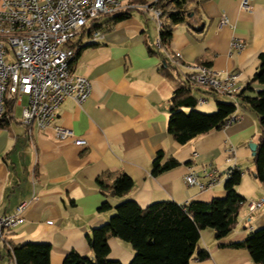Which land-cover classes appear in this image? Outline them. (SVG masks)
Masks as SVG:
<instances>
[{"label": "crops", "instance_id": "1", "mask_svg": "<svg viewBox=\"0 0 264 264\" xmlns=\"http://www.w3.org/2000/svg\"><path fill=\"white\" fill-rule=\"evenodd\" d=\"M241 1L193 0L187 5L188 15L172 26L165 44L181 63L179 69L155 46L159 31L143 11H132L108 26L102 24V35L89 42V33L73 41L76 49L82 42L86 46H80L84 47L72 71L89 79L91 90L81 103L65 98L54 124L72 129L86 144L57 139L52 126L29 131L20 121L23 105H16L11 119L0 125V213L11 214L20 202L27 201L22 223L0 239V264H15L5 257L7 248L27 242L50 244L51 264H61L70 251L93 256L86 233L105 222L114 206L128 198L146 207L168 200L208 202L225 195L229 168L236 165L243 170L253 156L249 144H257L258 116L238 94L230 98L188 84L195 106L180 109L212 112L216 101H234L235 120L181 144L168 131L176 82L166 73L172 67L183 79L187 65L202 61L223 72H238V84L244 88L264 51V0H248L244 8ZM223 16L228 22L220 24ZM234 38L244 43L242 49L232 47ZM252 87L254 91L264 89L257 83ZM229 149L235 159L226 162ZM159 151L163 153L160 164L168 158L177 164L153 174ZM190 170L200 182H206L214 170L219 181L205 188L188 185L184 176ZM120 172L133 179V187L123 196L106 195L97 179L110 183ZM251 172H243L236 186L245 197L236 226L220 239L211 228L201 229L199 247L209 255L204 260L191 259L189 264H259L247 249L220 245L244 239L264 225V205L254 212L248 210L249 200L264 197V184ZM105 200L111 209L99 211ZM107 242L109 259L122 264L131 259L129 243L114 236Z\"/></svg>", "mask_w": 264, "mask_h": 264}, {"label": "trees", "instance_id": "2", "mask_svg": "<svg viewBox=\"0 0 264 264\" xmlns=\"http://www.w3.org/2000/svg\"><path fill=\"white\" fill-rule=\"evenodd\" d=\"M192 1H156V5L163 8L164 14L169 18V22L164 23L159 32L162 42L167 44L172 26L185 20L188 15L187 5ZM129 15L130 12L120 13L103 20L94 28L102 29V24L108 26L111 22L115 23ZM84 46L76 49L74 61ZM173 69L171 67L166 73L176 82L168 119V131L173 137L184 144L200 134L225 126L236 110V102L218 100L216 109L212 112H202L195 108L188 111L180 109L182 105L194 107L195 99L188 95V83L180 79ZM254 83L264 85V51L259 54V62L253 75L238 93L240 101L248 105L258 116L257 147L252 156L254 164L252 173L264 184V89L254 91L252 87ZM246 91L253 94H244ZM12 110V101L6 102L5 111L0 118L1 126L11 119ZM162 156V151H159L154 158L153 174L177 164L174 158H168L160 164ZM242 173L243 170L238 167L231 169L224 180L225 195L208 202L190 201L178 204L168 200L141 207L131 198L120 201L105 222L86 233L93 256L70 251L61 264H122L107 257L109 253L107 240L110 236L130 244L133 255L126 264H189L191 259H206L208 251L199 247L200 230L211 228L215 238L220 239L236 226L239 210L245 202V197L236 189ZM97 183L108 196H123L133 187V179L124 172L116 174L110 183L103 179H97ZM111 207L105 200L98 210L107 211ZM220 245L247 249L256 263L264 264V225L252 230L244 239ZM49 253L50 244L27 242L7 248L5 257L13 259L15 264H51Z\"/></svg>", "mask_w": 264, "mask_h": 264}, {"label": "built area", "instance_id": "3", "mask_svg": "<svg viewBox=\"0 0 264 264\" xmlns=\"http://www.w3.org/2000/svg\"><path fill=\"white\" fill-rule=\"evenodd\" d=\"M157 0H0V118L6 102L12 101L13 109L23 97L27 102L21 107L20 121L30 131L32 127L44 129L52 126L57 139H71L83 146L84 138L76 136L72 129L54 124L61 102L73 98L81 103L89 94L91 84L85 76L72 71L76 48L73 41L82 33H89L91 41L102 35L95 25L120 13L143 11L151 18L160 32L169 18ZM248 0L241 1L247 7ZM228 19L223 16L220 24ZM80 44V43H79ZM160 36L155 46L161 47L172 65L179 69L181 63L174 58ZM85 45L82 42L79 46ZM232 47L242 49L244 43L237 38ZM165 48V49H163ZM183 79L219 95L235 98L241 90L238 72H223L205 63L186 66ZM199 103L203 99L198 100ZM12 112L10 113V116ZM235 120L232 114L226 124ZM232 149L227 150L226 162L234 160ZM237 167L232 165L229 171ZM228 171V172H229ZM208 180L200 182L195 171L190 170L184 181L199 188L209 187L219 181L214 170ZM228 176V175H227ZM27 201L20 202L13 213H0V239L23 221ZM248 210L254 212L264 205V197L251 199Z\"/></svg>", "mask_w": 264, "mask_h": 264}, {"label": "rangeland", "instance_id": "4", "mask_svg": "<svg viewBox=\"0 0 264 264\" xmlns=\"http://www.w3.org/2000/svg\"><path fill=\"white\" fill-rule=\"evenodd\" d=\"M221 98H222V99H226V100L228 99V98H226V97H221ZM26 102H27L26 97H23V98L21 99V101H20L19 106H20V105H25ZM253 166H254V164H253V160H252V158L248 159L247 163H245V165H244L243 172H245L247 175L250 174L251 170L253 169ZM251 173H252V172H251ZM247 203H248V202H247Z\"/></svg>", "mask_w": 264, "mask_h": 264}, {"label": "water", "instance_id": "5", "mask_svg": "<svg viewBox=\"0 0 264 264\" xmlns=\"http://www.w3.org/2000/svg\"><path fill=\"white\" fill-rule=\"evenodd\" d=\"M249 147H250L252 155H254L256 147H257V144L252 142V143L249 144Z\"/></svg>", "mask_w": 264, "mask_h": 264}]
</instances>
